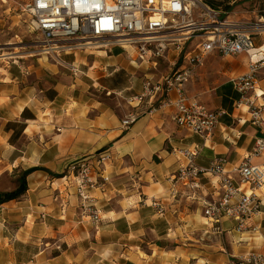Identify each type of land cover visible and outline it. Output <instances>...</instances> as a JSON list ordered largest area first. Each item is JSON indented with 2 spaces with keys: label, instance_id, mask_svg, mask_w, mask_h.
<instances>
[{
  "label": "crops",
  "instance_id": "0c3cea01",
  "mask_svg": "<svg viewBox=\"0 0 264 264\" xmlns=\"http://www.w3.org/2000/svg\"><path fill=\"white\" fill-rule=\"evenodd\" d=\"M63 56L26 72L0 64V264H226L264 255V189L254 191L262 199L254 230L239 232L227 219L215 225L204 215L202 203L213 198L217 177L203 180L197 200L171 180L184 161L180 151L193 146L201 148L198 167L222 157L226 173L238 178L235 169L264 136L230 82L248 72V61L229 81L191 96L226 113L204 140L177 126L173 107L153 112L139 101L158 67L136 63L133 55L127 61L118 47ZM176 59L169 52L165 60L171 66ZM129 115L136 121L124 128ZM104 152L106 191L89 190L100 211L95 223L65 174L72 162ZM24 172L25 194L1 203Z\"/></svg>",
  "mask_w": 264,
  "mask_h": 264
},
{
  "label": "built area",
  "instance_id": "2783aa9c",
  "mask_svg": "<svg viewBox=\"0 0 264 264\" xmlns=\"http://www.w3.org/2000/svg\"><path fill=\"white\" fill-rule=\"evenodd\" d=\"M25 11L31 19V30L41 39L40 51L58 61L62 55L109 53L118 47L130 57L133 55L136 63L156 69L169 52L176 53L171 73L159 79L146 78L138 99H149L153 112L173 107L177 126L204 140L213 136L219 118L226 113L210 110L190 97L186 85L209 57L246 55L248 72L230 82L252 107V123L264 129V92L260 90L264 41L258 44L256 39L264 36V16L255 22L235 21L221 7L205 0H30ZM193 41L196 42L191 44ZM136 118L129 115L123 127L128 128ZM200 152L199 146L182 149L184 161L171 180L181 183L189 190V198L197 200L203 180L217 177L213 185L216 195L202 203L204 215L215 225L227 219L239 232L253 231V218L262 205L254 191L264 189V136L256 139L252 153L235 169L237 179L226 173L222 157L215 158L208 168L198 167L195 162ZM108 157L104 152L76 160L65 174L67 181L76 185L82 208L95 223L101 220L100 211L92 204L89 190L106 191L110 178L104 175V162ZM253 157H262L263 162L253 163ZM149 199L159 213L164 211L158 199ZM226 264H264V255L233 257Z\"/></svg>",
  "mask_w": 264,
  "mask_h": 264
},
{
  "label": "rangeland",
  "instance_id": "374dc122",
  "mask_svg": "<svg viewBox=\"0 0 264 264\" xmlns=\"http://www.w3.org/2000/svg\"><path fill=\"white\" fill-rule=\"evenodd\" d=\"M29 1L0 0V64H9V66L24 72L32 71L42 65L57 64V59L54 56H48L40 51L41 39L31 30V19L25 11ZM219 2L221 4L218 3V5L224 12L227 7H231L226 14L235 21L250 20L255 22L264 16V0H219ZM195 42L193 41L191 44ZM61 57L65 59L63 55ZM129 57L126 54L127 61ZM233 59L225 60L219 56L209 57L204 65L196 70L194 78L189 82L188 95L196 96L218 87L229 81L230 73H235L247 65L246 55L236 56ZM169 67L171 66L166 60H161L157 68L158 71H155L158 78H154L168 76L171 73ZM134 71L138 72V69H134ZM262 77L261 73L260 78ZM142 102L145 106L151 105L149 99H144Z\"/></svg>",
  "mask_w": 264,
  "mask_h": 264
},
{
  "label": "trees",
  "instance_id": "16d2710c",
  "mask_svg": "<svg viewBox=\"0 0 264 264\" xmlns=\"http://www.w3.org/2000/svg\"><path fill=\"white\" fill-rule=\"evenodd\" d=\"M205 1H207L209 4H211L213 6H220V5H218V3L221 4V2L216 1V0H205ZM229 8L231 9V7H227L225 11L229 12L230 11ZM27 174H28V172L21 173L20 178H19L20 180H19L18 188H16L14 191L4 193L2 195V198H1V203H5V202H8V201H11V200H14V199H18L23 194H25V192L27 190V185H26V176H27Z\"/></svg>",
  "mask_w": 264,
  "mask_h": 264
},
{
  "label": "bare ground",
  "instance_id": "6f19581e",
  "mask_svg": "<svg viewBox=\"0 0 264 264\" xmlns=\"http://www.w3.org/2000/svg\"><path fill=\"white\" fill-rule=\"evenodd\" d=\"M168 21H169V20H168ZM30 55L32 56V54H30ZM30 55H29V56H30ZM31 56H30V57H31Z\"/></svg>",
  "mask_w": 264,
  "mask_h": 264
}]
</instances>
